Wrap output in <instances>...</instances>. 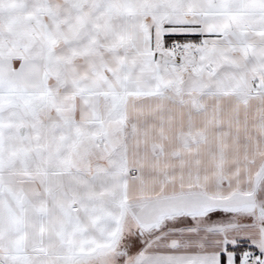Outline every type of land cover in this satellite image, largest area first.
Segmentation results:
<instances>
[{
	"label": "snow or ice",
	"instance_id": "obj_1",
	"mask_svg": "<svg viewBox=\"0 0 264 264\" xmlns=\"http://www.w3.org/2000/svg\"><path fill=\"white\" fill-rule=\"evenodd\" d=\"M0 264H264V0H0Z\"/></svg>",
	"mask_w": 264,
	"mask_h": 264
}]
</instances>
